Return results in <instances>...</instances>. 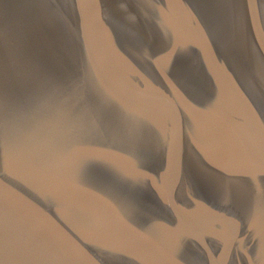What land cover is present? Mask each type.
<instances>
[{
    "label": "water",
    "instance_id": "water-1",
    "mask_svg": "<svg viewBox=\"0 0 264 264\" xmlns=\"http://www.w3.org/2000/svg\"><path fill=\"white\" fill-rule=\"evenodd\" d=\"M0 264H264V0H0Z\"/></svg>",
    "mask_w": 264,
    "mask_h": 264
}]
</instances>
